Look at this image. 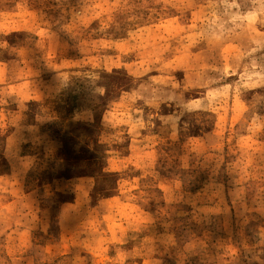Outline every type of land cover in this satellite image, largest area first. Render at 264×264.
Masks as SVG:
<instances>
[{"label":"rangeland","instance_id":"1","mask_svg":"<svg viewBox=\"0 0 264 264\" xmlns=\"http://www.w3.org/2000/svg\"><path fill=\"white\" fill-rule=\"evenodd\" d=\"M0 264H264V0H0Z\"/></svg>","mask_w":264,"mask_h":264}]
</instances>
